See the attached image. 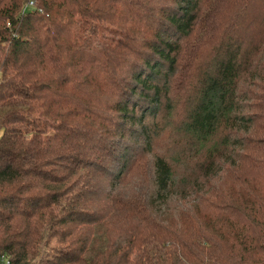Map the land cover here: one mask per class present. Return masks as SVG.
<instances>
[{
  "label": "trees",
  "instance_id": "16d2710c",
  "mask_svg": "<svg viewBox=\"0 0 264 264\" xmlns=\"http://www.w3.org/2000/svg\"><path fill=\"white\" fill-rule=\"evenodd\" d=\"M207 18L208 63L181 125L207 158L178 181L155 155L150 192L130 199L132 139L151 153ZM251 166L237 190L205 189ZM208 192L204 225L167 221L192 210L174 199ZM129 212L141 232L117 226ZM0 264H264V0H1Z\"/></svg>",
  "mask_w": 264,
  "mask_h": 264
},
{
  "label": "rangeland",
  "instance_id": "374dc122",
  "mask_svg": "<svg viewBox=\"0 0 264 264\" xmlns=\"http://www.w3.org/2000/svg\"><path fill=\"white\" fill-rule=\"evenodd\" d=\"M205 14V17H207L208 12L205 11ZM205 22L206 24L204 25V29L200 32L201 34L196 36V40L194 39L186 50L185 57L179 67L178 73L170 79V97L163 103L162 112L158 118L159 126L156 129L157 132L152 136L154 137V143L151 153H148L146 150L144 151V144L137 146L135 138L132 139L133 142L135 141L133 146L136 150L130 152L133 164L130 165V169L128 170L129 173L120 187L122 193L130 199L140 198L145 193L150 192L155 155H162L170 161L175 169L178 181L182 179L184 174L191 175L188 170L197 165L199 166L204 159L207 158V148L201 150V147L200 149L197 147L194 148L193 146L191 147L187 137L181 129L182 121L185 119L191 103L190 101L195 97V89L197 88L196 85L200 78V72L206 69L208 63V18ZM109 26L112 27L111 24H109ZM240 85L243 90L253 88L248 82L244 81H242ZM256 152L257 150L253 151V153ZM229 155L231 159L234 158L235 161L238 162L239 158H241V150L232 149ZM236 169L238 171L226 173L227 175L222 181L213 180L211 185L210 182L206 183L205 189H212L211 187L214 184L219 185V188H222L224 191L231 187L237 190L239 186L236 181L237 177L239 175H250L255 172L253 166L246 172L242 170V167H236ZM194 170L193 168L191 171L193 172ZM187 186V191L194 190L191 186ZM179 188L177 189L181 197V191H183L184 195V186L181 185ZM186 196V199H174L175 201L172 205L173 207H180V205L192 203V210L188 213L180 212L176 215V220L167 221L174 223L178 227L182 226L183 228H196L197 226L204 225L206 220L204 221L203 214L206 211H211V206L208 203L212 198L211 192L204 195L202 199L197 198L200 197L201 194L196 195L188 193ZM197 210H200V212L196 213ZM123 220L129 222L127 225L129 228L138 227L140 232L145 228V226L140 223V217L135 216L134 213L129 212L125 217L117 221L118 227H120L119 223ZM143 223L147 225V221ZM209 223L210 222H208V224ZM145 232H148V230ZM54 242L55 240H53V243Z\"/></svg>",
  "mask_w": 264,
  "mask_h": 264
},
{
  "label": "built area",
  "instance_id": "2783aa9c",
  "mask_svg": "<svg viewBox=\"0 0 264 264\" xmlns=\"http://www.w3.org/2000/svg\"><path fill=\"white\" fill-rule=\"evenodd\" d=\"M33 5V1L30 2V4L28 6H32Z\"/></svg>",
  "mask_w": 264,
  "mask_h": 264
}]
</instances>
